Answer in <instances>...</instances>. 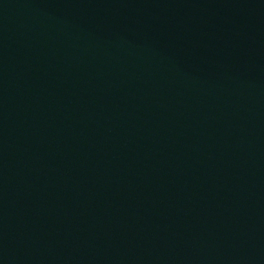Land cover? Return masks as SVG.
<instances>
[{
  "label": "water",
  "instance_id": "1",
  "mask_svg": "<svg viewBox=\"0 0 264 264\" xmlns=\"http://www.w3.org/2000/svg\"><path fill=\"white\" fill-rule=\"evenodd\" d=\"M0 264H264V0H0Z\"/></svg>",
  "mask_w": 264,
  "mask_h": 264
}]
</instances>
